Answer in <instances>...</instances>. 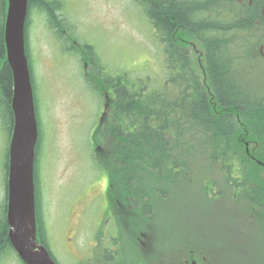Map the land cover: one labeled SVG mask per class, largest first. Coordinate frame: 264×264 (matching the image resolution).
<instances>
[{
	"label": "trees",
	"instance_id": "16d2710c",
	"mask_svg": "<svg viewBox=\"0 0 264 264\" xmlns=\"http://www.w3.org/2000/svg\"><path fill=\"white\" fill-rule=\"evenodd\" d=\"M133 1L142 10L162 44L165 78L160 88L145 85L147 80L150 83L149 78L138 84L126 73L110 76V82H105V87L109 86L113 94L112 106L104 123H100L92 132L91 144L94 161L108 178L107 197L110 201L112 168L120 170V173L112 177L121 180L119 190L124 188L122 195L124 192L139 193L138 177L143 175L146 178V202L149 206L154 204V200L160 206L171 202L172 188L180 189L177 184H192L201 192L203 199L195 204L208 205L218 220L217 225H221L222 232L235 237L241 234L237 238L240 242L241 264H252V261L253 264H264V195L260 193L259 206L254 208L251 161L234 156L246 152L245 146L237 141L238 117H247V123L251 127L252 116L256 112L249 101L250 89L244 83L240 86L232 74L235 72V50H231L233 56L230 57L231 51L227 50L228 53L225 54L218 44L220 37L219 33L214 32V28L219 23V5L211 0V10L216 17L209 18L206 22L207 18L198 10L194 11L192 19L186 3L177 5L175 0ZM55 2L28 0L25 33L31 10L42 13L49 26L56 30L64 26L60 14L56 12L59 5ZM232 4L229 5L228 0L229 8ZM4 8L5 0H1L0 93L5 97L4 105H7L12 93V72L5 59L1 18ZM192 20V26L202 30L196 31L202 37L204 45L200 48L204 53L201 68L196 62V54L191 55L189 49L175 38L177 35L188 38ZM232 37L228 34V39L231 40ZM25 51L27 54V48ZM225 55L228 57L225 58ZM27 58L30 68L28 54ZM203 73L205 82L214 94L215 104L209 102ZM240 97L246 106L241 111L235 109ZM256 121L264 122V112H258ZM259 127L264 126L260 124ZM39 144L40 134L34 160L36 218L39 240L47 248L42 234L38 202ZM7 158L8 151L4 161L5 177ZM139 170L143 171L141 175L138 174ZM128 179H135L136 183L130 186L128 183L124 184ZM259 180V185L264 188V181L260 177ZM5 200L6 196L0 203V264H6L4 258L8 251L13 252L8 240ZM255 221L258 223L255 224ZM256 238L257 243L254 242ZM250 250L254 251L252 255Z\"/></svg>",
	"mask_w": 264,
	"mask_h": 264
},
{
	"label": "rangeland",
	"instance_id": "374dc122",
	"mask_svg": "<svg viewBox=\"0 0 264 264\" xmlns=\"http://www.w3.org/2000/svg\"><path fill=\"white\" fill-rule=\"evenodd\" d=\"M55 1L67 29L78 43L91 46L98 60L93 69L86 67L95 80L87 82L75 53L54 34L42 13L30 11L27 42L41 130L37 180L42 234L59 264H77L81 255L85 264H110L107 175L96 165L91 144L105 93L100 97L92 84L128 73L134 82L149 78L145 85L160 88L165 78L163 47L133 0ZM1 123L0 203L6 189L8 136ZM177 185L180 189L171 191L173 200L159 206L152 220L160 229L159 254H141L124 237L112 245L114 264H175L177 257L184 259L183 246L203 251L215 245L222 227L208 205L195 204L203 200L201 192L192 184ZM4 261L21 264L11 251Z\"/></svg>",
	"mask_w": 264,
	"mask_h": 264
},
{
	"label": "flooded vegetation",
	"instance_id": "af4514ba",
	"mask_svg": "<svg viewBox=\"0 0 264 264\" xmlns=\"http://www.w3.org/2000/svg\"><path fill=\"white\" fill-rule=\"evenodd\" d=\"M219 5L218 26L214 28V32L219 33L220 47L224 49L225 54L231 50H235L233 64L235 65V75L238 84L244 85L250 90L249 101L251 102L254 111L256 112L252 116L251 127L247 123V117H238V131L237 141L243 144L246 148V152L237 153L234 156L239 159L245 158L251 161L252 170L251 173L254 177L253 186V203L254 208L259 206L260 193L264 195L263 186L259 185L261 178L264 181V127H259L256 118L258 112H264V0H229V5L232 3V7H228V0H214ZM177 5H187L188 13L192 16L194 11L201 12L209 21V18L216 17L215 12L211 10V0H175ZM214 3V2H213ZM1 5V0H0ZM4 19V13L1 15ZM228 21L230 22L228 24ZM215 22V21H214ZM189 36L187 39L182 35H177L175 38L178 42L190 49L192 53L196 54V62L201 68L204 61V53L201 51L203 42L202 37L197 34L196 31L201 32L200 29H195L194 20L190 21ZM60 34L65 38L68 47L75 53L74 57L77 58L84 69V74L87 76L86 67L93 66L94 53L92 47L88 44L78 43L75 37L69 30L63 27H59ZM228 34L233 36L228 39ZM229 47V49H227ZM229 55V54H228ZM195 56V55H194ZM230 57L233 56L232 51ZM228 57V56H227ZM225 55V58H227ZM1 67V58H0ZM248 80H254V84L250 85ZM203 81L205 82V73H203ZM207 85V83H206ZM207 95L209 102L215 104L213 100L214 94L211 88L207 85ZM239 104L235 109L241 111L246 106L242 103L243 98L240 97ZM247 103V102H246ZM218 106V105H217ZM216 107V105H215ZM103 111V110H102ZM2 121V123H1ZM0 123L6 129L12 128L13 115L10 108V103L3 104L2 96H0ZM143 171L139 170L138 174L141 175ZM120 173V170L110 169V207L108 209V217L110 216V260L116 256L112 245L119 243L118 239L122 236L120 231L123 232L124 237L133 243L141 254H159L160 244L159 236L160 229L157 227L156 222L153 223L158 214L159 204L157 200H154V204L148 205L146 198V178L142 175L138 177L140 186L139 193L130 194L124 192L122 195L119 190L120 179L114 178L115 174ZM135 173V171H134ZM136 174V173H135ZM112 177V178H111ZM152 181V180H151ZM128 183L134 185L135 179H128L124 184ZM138 194V197L136 196ZM155 209V210H154ZM156 220V219H155ZM154 224V225H153ZM150 225H153L155 229ZM239 234V233H237ZM241 234L234 235L227 234L225 231L218 234L215 245L210 249L199 250L189 249L182 247V257H177L175 264H241V251L240 242L238 237ZM84 256L78 259L82 262ZM182 259V260H181ZM179 260V261H178Z\"/></svg>",
	"mask_w": 264,
	"mask_h": 264
},
{
	"label": "water",
	"instance_id": "95a60500",
	"mask_svg": "<svg viewBox=\"0 0 264 264\" xmlns=\"http://www.w3.org/2000/svg\"><path fill=\"white\" fill-rule=\"evenodd\" d=\"M28 0H7L4 44L12 72L13 129L9 143L6 218L8 239L25 264H56L36 236L34 157L38 128L24 46Z\"/></svg>",
	"mask_w": 264,
	"mask_h": 264
}]
</instances>
